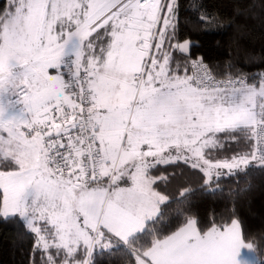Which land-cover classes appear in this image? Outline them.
Wrapping results in <instances>:
<instances>
[{
    "label": "snow or ice",
    "instance_id": "snow-or-ice-1",
    "mask_svg": "<svg viewBox=\"0 0 264 264\" xmlns=\"http://www.w3.org/2000/svg\"><path fill=\"white\" fill-rule=\"evenodd\" d=\"M256 7L225 19L205 0H4L0 223L22 226L29 264H115L121 249L127 264H264V229L246 233L234 210L202 225L190 187L163 219L174 198L158 186L177 177L156 174L183 168L209 192L264 174V71L217 73L181 16L207 32L245 11L264 23Z\"/></svg>",
    "mask_w": 264,
    "mask_h": 264
},
{
    "label": "trees",
    "instance_id": "trees-1",
    "mask_svg": "<svg viewBox=\"0 0 264 264\" xmlns=\"http://www.w3.org/2000/svg\"><path fill=\"white\" fill-rule=\"evenodd\" d=\"M209 11L219 12L222 18H232L235 9H247L250 4H256V12H260V0H205ZM4 0H0L3 6ZM182 18L189 17V25L184 27V32L191 39L198 41L199 46L193 48V53L202 55L213 66L217 73L226 70V63L233 65L232 71L241 69L249 73L264 71V23L257 15L250 16L247 11L243 15L235 16L231 25L223 28L217 27L213 31L189 32L191 16L182 11ZM211 27V26H210ZM257 62H252L253 58ZM219 77V76H218ZM183 168L169 166L167 170L161 167L157 175L175 173L176 179L167 187L159 185L161 192H166L173 197V203L163 209V219L174 210L179 198L180 187H190L192 190L184 197L190 202L191 210L196 213L202 225L207 224L209 219L215 216H228L233 210L244 222L245 232H259L264 229V174L257 169L250 168L247 177L240 176L239 183L235 178H220L218 190L209 192L201 187V181L197 175L185 172L179 175ZM215 180V178H214ZM250 180V187H249ZM212 187H217L213 183ZM180 220H173L170 227L175 228ZM23 228L19 224L0 223V264H29V249L31 240L27 236H21ZM118 255L115 264H127L128 257Z\"/></svg>",
    "mask_w": 264,
    "mask_h": 264
},
{
    "label": "built area",
    "instance_id": "built-area-1",
    "mask_svg": "<svg viewBox=\"0 0 264 264\" xmlns=\"http://www.w3.org/2000/svg\"><path fill=\"white\" fill-rule=\"evenodd\" d=\"M217 78H219V77H217Z\"/></svg>",
    "mask_w": 264,
    "mask_h": 264
}]
</instances>
